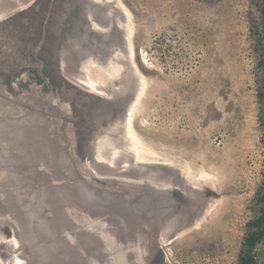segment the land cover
Returning <instances> with one entry per match:
<instances>
[{
    "label": "rangeland",
    "instance_id": "1",
    "mask_svg": "<svg viewBox=\"0 0 264 264\" xmlns=\"http://www.w3.org/2000/svg\"><path fill=\"white\" fill-rule=\"evenodd\" d=\"M71 1L0 0V264H236L264 174L246 0Z\"/></svg>",
    "mask_w": 264,
    "mask_h": 264
},
{
    "label": "trees",
    "instance_id": "2",
    "mask_svg": "<svg viewBox=\"0 0 264 264\" xmlns=\"http://www.w3.org/2000/svg\"><path fill=\"white\" fill-rule=\"evenodd\" d=\"M246 4L248 38L255 56L254 89L258 104L257 118L264 144V0H246ZM253 206L255 214L245 223L236 264H256L257 258L263 256L258 250L264 246V174L256 187Z\"/></svg>",
    "mask_w": 264,
    "mask_h": 264
},
{
    "label": "water",
    "instance_id": "3",
    "mask_svg": "<svg viewBox=\"0 0 264 264\" xmlns=\"http://www.w3.org/2000/svg\"><path fill=\"white\" fill-rule=\"evenodd\" d=\"M79 194L85 199V202L87 203L88 208L90 211L94 212L98 210L99 208L108 210L109 204L111 202L110 198L106 196L105 194H95L94 192L86 191L80 188ZM98 203V205L96 204Z\"/></svg>",
    "mask_w": 264,
    "mask_h": 264
},
{
    "label": "flooded vegetation",
    "instance_id": "4",
    "mask_svg": "<svg viewBox=\"0 0 264 264\" xmlns=\"http://www.w3.org/2000/svg\"><path fill=\"white\" fill-rule=\"evenodd\" d=\"M66 4V3H65ZM65 4H63V7L65 6ZM67 5V4H66ZM48 7H50V8H52V9H54V4L53 3H49L48 5H47ZM53 6V7H52ZM70 6H72L71 7V13H74V14H72L71 16H68L69 18L67 19L68 21H73V19H74V21L77 23V21H78V19H81L82 18V15H81V9L80 8H78L80 5L76 2V1H74V0H72L71 2H70ZM55 10V9H54ZM66 10V9H65ZM69 11V10H68ZM55 12V11H54ZM59 12H62V10H59ZM60 16V15H59ZM85 16H86V21L89 23V24H91L93 21H95V22H98V18H97V16L96 15H94L93 14V11L90 9H87L86 10V14H85ZM47 18L49 19V16H47ZM51 18H58V17H56V15H54V16H52V17H50V19ZM60 19L62 18L61 16L59 17ZM66 20V19H65ZM53 24V23H52ZM51 23H50V25H52ZM92 27V26H91ZM83 61H82V59H80L79 61H78V63H82Z\"/></svg>",
    "mask_w": 264,
    "mask_h": 264
}]
</instances>
